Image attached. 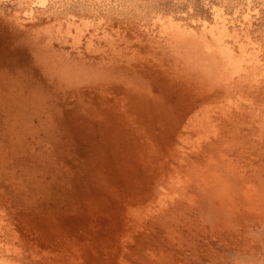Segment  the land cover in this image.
<instances>
[{
    "label": "bare ground",
    "instance_id": "obj_1",
    "mask_svg": "<svg viewBox=\"0 0 264 264\" xmlns=\"http://www.w3.org/2000/svg\"><path fill=\"white\" fill-rule=\"evenodd\" d=\"M163 20L159 19L161 26ZM172 22L167 23L169 27L175 23ZM218 23L210 27L200 26L204 28L203 33L206 30L212 36V40L209 36L211 42L207 39L205 47H201V42L196 39L199 44L197 42L188 50L193 58L188 56L186 60L183 59V63L174 61L171 55L150 57L154 58L152 60L147 56L130 54L128 45L114 42L115 39H99L96 42L95 34L98 35L103 29L100 24V30L96 27L93 32L89 31L90 42L85 47L82 43L79 45L78 42L77 45L73 41L76 44L73 50L58 48L54 53H44L39 45L34 44L31 50L41 72L38 83L39 86L45 84L43 77L46 78L47 85H42L46 89L41 86V90L31 89L32 86L29 88L23 81L13 83V89H17L11 92V98L19 105H7L13 119L5 120L3 129L6 128L12 143L18 145L10 143L12 146H7V151L17 153L18 146L21 145L28 149L33 147L34 141L29 136L36 132L34 129L38 124L41 125L37 126L38 130L42 129L46 135H49V131H54L58 120L55 121L52 117V110L55 111L51 110L52 103L47 105L46 102L53 94L58 95L63 104L68 106L64 112L59 109L62 110L61 116L67 117L69 107L74 111L78 110L79 115H73L71 127L81 124L98 135L95 143L99 151L95 147L98 152L94 151L96 157H93L97 160L94 163L97 162L102 167L99 169L100 177L98 181L94 180L97 183L87 189L86 195L77 199V206L72 204V210L77 208L75 211L78 215L75 216L89 225L90 222L95 223L93 226L96 222L102 226L104 224L110 232H124L127 228H133L131 219L135 216L134 211H137L139 217H155L156 222H160V235L163 232L174 234L184 241L180 245L177 243L179 249L170 247L171 256L179 255L183 246L191 247L197 236H202L200 246L203 253L207 254L210 250L208 236L214 239L215 244H223L226 242L222 239L225 235L221 234H229L231 224L220 214L224 210V204L233 211L239 222L253 219L258 214L255 212L257 205L264 207L263 181L259 178L252 179L254 169L264 173V106L259 102L264 97V59L260 54V47L257 49L251 43L250 28L243 33L252 47L249 42L243 41L237 30H229V26L222 22L220 28ZM180 25L175 29L180 40L189 37L191 42L190 37L193 40L199 35L195 36L197 32L193 34L191 27L188 30ZM164 28L168 29L165 25ZM201 36L200 39L203 38ZM165 40L172 51L178 54L182 44H174L167 38ZM196 40L194 39L195 42ZM42 89L44 92H39ZM6 98L7 102L9 100L12 103L10 95ZM35 116L38 117V122H27L29 126L23 129V119L32 117L35 122ZM39 138L41 139L40 135ZM166 169L170 170L168 177L165 176ZM144 175H158L159 181L149 189L152 196L145 194V198L139 184V176ZM87 177L90 178L89 175ZM206 203L211 204L210 208L212 206L215 213L210 221L211 225L205 220H199L201 215L208 213L207 207L204 208ZM195 212L198 214L195 215ZM72 214L66 212L65 216ZM48 218L41 216L39 221L44 222ZM122 218L124 222L117 223ZM52 220L54 219H51L50 224ZM259 223L262 224V220ZM248 244L249 242H244L240 245L246 247ZM73 245L72 243L71 246ZM171 259L175 264H183L176 262L173 257Z\"/></svg>",
    "mask_w": 264,
    "mask_h": 264
},
{
    "label": "rangeland",
    "instance_id": "obj_2",
    "mask_svg": "<svg viewBox=\"0 0 264 264\" xmlns=\"http://www.w3.org/2000/svg\"><path fill=\"white\" fill-rule=\"evenodd\" d=\"M214 13L216 14L214 15ZM169 17H172L170 20L175 22L170 25L171 28L168 25L169 22H172ZM159 19H164L165 24L160 21L163 27L160 25ZM220 21L228 25L229 30H237L243 41L246 40L247 42H249L248 38L243 32L250 28L251 40L253 41L251 43L257 49L260 47V54L264 59V49H262L264 48V0H0V264H175L171 257L175 258L176 262L183 264H264V207L261 208L258 205L255 210L258 214H255L253 219L239 222L233 211L227 209V205L224 204V210L220 214L228 224H231L229 232L226 231L229 234H225V232L221 234L225 235L222 239L226 242L223 241L225 242L223 244L220 242L215 244L214 239L208 236L207 242L210 245H208L210 250L207 254L203 253L204 250L200 246L203 240L202 236H197L196 242L191 247L185 248L183 246L181 248L183 251L179 252V255L171 256L170 247L175 250L179 249L177 243L180 245L184 241L174 234L169 235L163 232L160 235L162 228L160 222H156L155 217H139L137 211H134L135 216H132L131 219L133 228H127L124 232H119V230L110 232L104 224V228H102V224L99 223V225L98 222H96L97 226H93L95 223L90 222L89 225V223L82 222L77 218L78 216H75L78 215V212L75 211L77 208L72 210V204L75 203L77 206V199L86 195L87 189L97 183L100 177L102 167L98 166L97 162L94 163L96 160L94 157L99 151L95 143V138L98 135L81 124H76L72 128L70 122H72L74 114L79 115L78 110L74 111L69 107L67 117L61 116L62 110L64 112L68 106L63 104L57 97L58 95L53 94L46 102L47 105L52 103L51 110H55H52V117L55 121L58 120L57 125H55L52 133L49 131V135H46L41 128L38 130V127H41L40 124L36 125L34 129L36 132L34 131L35 133L33 132L34 134L29 136L30 140L34 141L33 145L31 144L33 147L28 149L21 145L18 146L17 153H9L7 148L18 144L12 143L6 128L3 129L5 120L13 119L7 105L17 103L11 98V92L17 89H13L15 81H23L29 88L32 86L31 89L41 90L40 86L46 89L45 86L42 87V85H47L46 78L43 77L45 84L39 86L38 83L41 79V72L34 61V54L31 50L34 44L39 45L44 53L48 51L54 53L53 51L58 50V48L73 50L74 45H78V42L79 45L82 43L81 45L85 47L90 42L89 31L93 32L96 27L100 30L98 25L100 24V27L105 29L99 31L98 35L95 34L94 41L96 42L99 39L103 41L115 39L114 42L119 41L127 44L130 54L134 53L148 58L171 55L174 61L183 63V59L186 60V57L193 58V55L188 54L190 52L188 50L194 44L199 41L202 44L199 42L197 44L205 47L206 40L212 37L206 30L203 33L204 28L202 29L200 26L207 27L205 25H208L210 27V25L219 22L220 27ZM164 25L170 30L164 28ZM177 25H180L181 28L191 27L192 33L197 32L196 34L193 33L195 36L199 34L197 38H194L198 41L192 40L193 37H190L191 42L189 37L180 40L178 34H175ZM104 31L105 33H103ZM56 33L58 34L56 35ZM108 33L112 36L110 35V37ZM200 36L205 38L200 39ZM166 38L174 44H182L178 54L174 53L172 48L168 46L169 43L166 42ZM249 45L252 47L250 42ZM154 58L150 59L154 60ZM35 86L37 87L35 88ZM29 88L28 90H30ZM39 92H44V90ZM8 94L12 103L9 100V103L7 102ZM259 102L260 105L264 106V97L260 98ZM44 104L43 102L42 105ZM4 112H7L6 115ZM35 117L37 118L35 122L32 117L23 119L25 120V123L22 124V126L24 125L23 129L25 126H29L28 123L30 122L32 124L38 122V117ZM169 173L170 170L166 169L165 176L168 177ZM88 175L90 178L87 177ZM263 175L262 171L254 169L252 179H262L264 187ZM95 179L97 181H94ZM91 180H93L92 183ZM155 183H159L158 175L139 176V184L144 198L145 194L152 196L149 189ZM210 205L207 204L204 207H207V216L201 215L199 220H205L211 225L210 221L215 213ZM66 212L73 214L66 217ZM196 214L198 212H195ZM258 215H261V219ZM37 216L45 218L49 216V218L43 222L39 221L40 217ZM51 219H54L51 224L54 223L57 227L50 224ZM257 220H262L263 223L260 224ZM123 222V218L117 220V223ZM59 225L62 227L58 228ZM105 228H107V232ZM103 232L104 235H102ZM71 242L74 244L73 246H71ZM244 242H249V244L243 247L244 245L240 244ZM158 243H161L160 247ZM211 245L214 246L211 247Z\"/></svg>",
    "mask_w": 264,
    "mask_h": 264
}]
</instances>
